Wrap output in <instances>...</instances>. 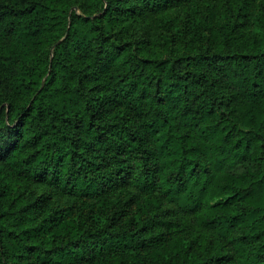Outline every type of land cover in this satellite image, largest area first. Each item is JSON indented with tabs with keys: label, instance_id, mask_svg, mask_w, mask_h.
<instances>
[{
	"label": "clouds",
	"instance_id": "9594fccd",
	"mask_svg": "<svg viewBox=\"0 0 264 264\" xmlns=\"http://www.w3.org/2000/svg\"><path fill=\"white\" fill-rule=\"evenodd\" d=\"M16 177L0 264H264V0H0L5 210Z\"/></svg>",
	"mask_w": 264,
	"mask_h": 264
},
{
	"label": "trees",
	"instance_id": "16d2710c",
	"mask_svg": "<svg viewBox=\"0 0 264 264\" xmlns=\"http://www.w3.org/2000/svg\"><path fill=\"white\" fill-rule=\"evenodd\" d=\"M55 11V9H53ZM35 13V8H29V9H22L19 15L21 16H29ZM73 13H75L76 17H80L82 14V9H76L73 8L68 12V19H69V26H71V21L73 17ZM101 15V14H98ZM41 20H45V17H41ZM53 19H56L53 17ZM85 21H88L92 19L91 17H85ZM28 27L33 28L32 31L27 32L24 38V42L22 43H27L28 45L32 46L33 48L35 47H40L43 48L45 45L48 44V41L45 39V26L43 23L37 24L35 21H29L28 22ZM52 28H56V25H52ZM50 31V30H49ZM30 83H35L30 81ZM79 156V153L77 152L73 159L75 160ZM87 165H91L93 161H86ZM83 166V165H82ZM27 178L23 177H16L15 178V189L14 191L16 192V195L14 198L10 200V203L7 204L6 210L4 209V200L8 199V193L4 192L3 189H0V221H3L7 223L10 220H13V218L19 219L20 223L23 224L25 223L31 213L33 211L38 210L37 205L41 204V198L37 197L33 203H29L28 199L29 197L26 195V192H21L20 188L24 185V181ZM8 187V186H5ZM13 188L8 187V192H12ZM210 191H213L210 189ZM221 197V199L216 200V205H212L209 209L208 212L210 215H214L217 211V205H220V207L223 209L224 213L226 215H233L235 209L228 204L229 200L233 199V196L228 195L225 197V194L223 192V189H215L214 191V196L213 198L216 197ZM50 206V202L45 203L42 207L44 209H47ZM17 211L19 212V216L17 217ZM236 218V215H233V219ZM66 221V215H65V210L61 209L60 212H57L55 216L53 215H48L45 223H51L54 226H63ZM74 229V225L71 222L67 223V227L64 229L65 231H70ZM34 232L37 231V229H25V232ZM7 232V239L12 240L16 238V233L13 231H10L8 229L3 228L0 226V233ZM2 243V241H0ZM181 244L180 241H173L172 246L173 247H178ZM163 255H167L166 252H162Z\"/></svg>",
	"mask_w": 264,
	"mask_h": 264
}]
</instances>
